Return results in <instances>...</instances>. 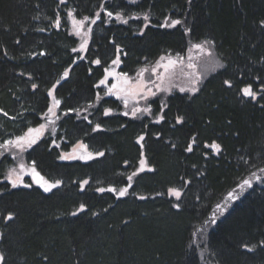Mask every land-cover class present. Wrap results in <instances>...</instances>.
<instances>
[{
	"label": "trees",
	"instance_id": "trees-1",
	"mask_svg": "<svg viewBox=\"0 0 264 264\" xmlns=\"http://www.w3.org/2000/svg\"><path fill=\"white\" fill-rule=\"evenodd\" d=\"M125 3L0 0V145L40 124L48 88L72 66L57 91L62 108L69 110L60 119L61 133L67 141L91 138L104 153L61 163L58 148L41 142L34 153L40 167L47 173L60 170L67 181L66 188L45 195L35 186L10 188L5 170L13 159L0 152V204L14 214L2 242L5 264H264V181L217 219L205 239L199 238L226 195L264 168V0ZM98 7L115 15L117 7L125 8L126 18L120 14L122 21L109 25L102 20L105 33L92 36L86 59L77 62L73 37L56 29V21L67 18L69 8L93 16ZM134 17L138 30L130 24ZM168 19L181 23L167 27ZM190 39L213 41L223 62L197 94L169 97L159 123L117 115L94 132L87 122L101 112L100 102L91 107L95 85L118 44L124 67H133L181 49ZM246 86L256 99L243 95ZM143 148L152 170L133 181L139 197L116 199L92 185L80 189L85 179L115 183L119 173L137 166ZM177 187L180 197L171 191Z\"/></svg>",
	"mask_w": 264,
	"mask_h": 264
},
{
	"label": "rangeland",
	"instance_id": "rangeland-1",
	"mask_svg": "<svg viewBox=\"0 0 264 264\" xmlns=\"http://www.w3.org/2000/svg\"><path fill=\"white\" fill-rule=\"evenodd\" d=\"M127 5H131L130 3H133L137 0H124ZM125 8H128L127 6H124ZM118 12L117 14H122L124 18L125 17V8L117 7ZM130 10V9H129ZM110 10H104V8H97L93 14V16H89L88 14H82L81 16L76 12L74 8H69L67 11V18L60 19L59 26L56 24V29L62 28L66 33L73 37L72 44L74 45L71 49V52L73 53V57L75 61L82 62L84 59H86L87 54L91 47L94 44V41L92 40V36L95 34H99L100 36L103 35L104 30H102V25L100 22L104 20L103 23H106L109 25L113 20L116 22L122 21L121 16L115 15L113 13L112 16H108L107 13ZM96 13L100 14V18L96 19ZM103 14V16H102ZM135 14H132L131 16L127 18L133 17ZM128 16V14H127ZM87 18V19H85ZM136 18V22L138 21V17ZM93 19H96V23L92 24L91 21ZM178 19H168L166 21L165 26L167 27H174L177 24L173 25L171 22ZM83 21V27L81 28L80 22ZM132 22L130 23L133 30H138V22ZM126 24V23H124ZM147 24L144 23V26ZM91 28V32L88 33L87 36H85V33L88 32V29ZM77 32L80 34L78 35ZM87 39V44L82 49L81 44L84 42V40ZM197 45H201L202 47H197ZM118 47L116 48L115 53L113 56H111L108 59L107 65H104V74L102 77H100L99 82L97 85H95V93L96 96L93 98V103L91 107L93 106L97 107V103H101L100 113H94L93 121L91 122L90 119L87 121L89 115L85 114L83 115V119H79V121L87 122L89 125L93 124V130L94 132L96 130H101L103 127V123L109 122L108 119L114 116H125V117H131L135 119H143L146 117H149L153 119V121L161 122L162 121V115L160 112L163 108H167L168 106V98L172 97L174 94H180L182 96H192L194 94H197L204 83V81L210 77L214 72H217L219 69L222 68V60L218 56L213 41H204V42H195L192 41V39L188 40L183 48L181 49H175L167 50L165 51L166 54H163L159 57H157L152 62H146L145 64H136L133 67H124V55L121 53V45L118 44ZM107 56V54H106ZM98 59V58H97ZM113 61H117V63H113ZM102 61L100 60V63ZM71 67L67 68L66 70H63V72L59 75L58 80L54 81L53 84L48 88V104L47 107H45L42 120L40 121V124L37 126L29 127L27 130L24 131L21 135H17L16 137H6L4 139V142L1 145H5L8 140H15L17 137H22L28 134L29 129H39L40 125L44 124L46 125V128L40 132H33L31 134L32 137L37 138V142L33 144L31 147H25L23 150L11 146L0 148V152L8 153V155L13 159L10 164H8V167L5 170L6 174V182L10 188L12 187L11 181L7 178L12 172V170H16V172L19 174L20 180L23 181V183H19L17 189L23 188V190H30L32 187L38 188L41 193L45 195H49L51 193L58 192L62 188H66L67 185L65 183L67 182L66 179L61 174L62 172L60 170L57 171L55 169L54 171H47L42 169L38 163V160L34 157V153L37 154L40 150V143L44 141V143H47L48 147H57L58 148V161L61 163H73L79 161H87L91 159H81V156L90 155L93 158H100L101 156L97 155V153L103 152L98 151L99 149H96L91 144V138L90 142H87V140H83L84 138H81V136H74L73 138H70L69 141L63 138V135L61 133V126H60V119L63 115L67 114L69 110H64L62 108L64 99L62 98L61 94L58 95V88L61 84H63L66 80H68L70 76ZM67 72L68 75L64 76V73ZM124 74H127L125 77ZM105 80L106 82L104 84H101L100 81ZM116 85V88H113L112 86ZM159 85V87H157ZM193 87H196L198 91L193 92L191 89ZM183 89V91L181 90ZM47 90V89H46ZM150 90V91H149ZM255 91V90H253ZM137 92H142L143 95H138ZM154 93V95H153ZM258 96V94H257ZM111 99V100H110ZM60 101L59 106L55 107L53 110L55 112V115H49L48 117L45 116V113H47L48 108L52 107L56 101ZM108 100V101H106ZM113 100V101H112ZM87 101V100H85ZM127 101V103H125ZM85 104V103H83ZM78 106V105H77ZM76 106V107H77ZM81 106H78L79 108ZM111 110L106 115L105 112L107 110ZM135 109H148L147 111H137L136 115H132L133 110ZM79 112V111H77ZM125 113H128L125 115ZM79 117L81 116L80 113ZM155 114L157 118L155 117ZM5 115V114H4ZM104 115V116H103ZM106 116V117H105ZM110 116V117H109ZM67 118V117H66ZM51 120H54L55 123H50ZM60 122V123H59ZM99 124L100 128L97 129L96 125ZM143 135H139L137 137V141H142L139 139ZM83 137V136H82ZM144 137V136H143ZM87 142V143H86ZM64 144V145H63ZM69 155L72 156V159H60V157ZM141 160H144L143 171H140L141 164L140 161L138 162L137 166L135 168L133 165L131 167H127L125 172H121L123 175L119 173V179L107 186L104 185V183H99L98 181H94V183L90 184L89 179L81 180V186L80 189L84 191L87 187L90 188L91 185L98 187L97 193H105L108 192L109 194L115 195V198H126L129 195L135 196L137 195L139 197V187L136 189H133V181L135 178L139 177L140 174H143L144 172L152 170L151 166L148 163V159L146 157V152L144 153V148L141 151ZM35 161V170L36 172H39L42 174V183H55V181L59 180L62 181V183L57 187L54 188L51 192H45L43 187L40 184H37L35 181V176L32 171V162ZM21 165H23V169L21 170ZM128 166V164H127ZM133 173H136V175H133ZM255 174V175H253ZM123 177H121V176ZM132 176V180H128V177ZM126 179L124 180V178ZM256 177H259V179H256ZM248 180L251 181V185H244V181ZM87 181V184H84L83 182ZM264 181V168L250 173L248 176H246L242 182L239 183V185L230 193H233L237 198L232 199L229 194L226 195L224 201L219 203L215 211L211 215V219L209 220V223L206 225V228L202 233L200 234L201 237H205L208 235L210 226L214 224L217 219H219L221 216L225 215L226 213L230 212L233 208V205L242 199V197L247 194L252 188L255 186H258L257 184H262ZM2 182V181H1ZM1 184V183H0ZM32 185V187H25L24 185ZM95 184V185H94ZM131 184V187H128V185ZM104 185V186H103ZM241 185H244L243 188H241ZM103 186V187H102ZM127 188L128 191L126 195L119 196V191ZM180 187H177L175 189H179ZM99 189H104V191H100ZM112 189H115V191H112ZM180 190V189H179ZM178 190V191H179ZM141 192V191H140ZM219 206V207H218ZM8 213H11L8 210L4 211V207H2V204H0V252H3L6 257L5 250L3 248L2 242L5 236V231L9 228V224L12 220H6L4 219V216ZM210 224V225H209ZM205 233V234H204ZM187 260V259H186ZM191 264V260H189ZM245 263H248V261H245ZM249 264V263H248Z\"/></svg>",
	"mask_w": 264,
	"mask_h": 264
},
{
	"label": "snow or ice",
	"instance_id": "snow-or-ice-1",
	"mask_svg": "<svg viewBox=\"0 0 264 264\" xmlns=\"http://www.w3.org/2000/svg\"><path fill=\"white\" fill-rule=\"evenodd\" d=\"M61 2H63V0H61ZM107 15H108V16H112L113 13L109 11V12L107 13ZM117 15H120V14H117ZM99 18H100V14H99V13H96V19H99ZM85 19H87V18H85ZM96 19H93V20L91 21V23H92V24H95V23H96ZM145 19H147V17H145ZM59 23H60L59 20H57V21H56L57 26H59ZM125 23H127V21H125ZM171 23H172L173 25H175V24H180L181 21H179V20H174V21H172ZM261 24H264V21H261ZM79 26H80L81 28L83 27V21L80 22V25H79ZM90 32H91V28L88 29V32L85 33V36H87L88 33H90ZM77 34L79 35L80 33L77 32ZM17 42H18V41H17ZM87 42H88L87 39H85L84 42L81 44V48H82V49L85 47V45L87 44ZM197 47L199 48V47H202V46H201V45H197ZM95 63H96V64H100V60L97 59V60L95 61ZM113 63H117V61H113ZM67 75H68V73L65 72V73H64V76H67ZM124 75H125V77L127 76V74H124ZM105 82H106L105 80H101V81H100L101 84H104ZM225 83H229V82H228V81H225ZM33 87L35 88L36 85H33ZM112 87H113V88H116V85H113ZM157 87H159V85H157ZM181 90L183 91V89H181ZM191 90H192L193 92L198 91V89H197L196 87H193ZM149 91H150V90H149ZM242 93H243L244 96L252 97L253 99H256V97H257V93H256L255 91L252 90L251 86H246V87H244V88L242 89ZM137 94H138V95H143L142 92H137ZM153 95H154V93H153ZM125 103H127V101H125ZM59 104H60V101L57 100V101L55 102V104H54L52 107H49V108H48V111H47V113H45V116L48 117L49 115H55V112H54L53 109H54L55 107L59 106ZM147 110H148V109H143V110L135 109V110H133L132 115L135 116L137 111H147ZM0 111H2V110H0ZM110 111H111L110 109L107 110V111L105 112V114L107 115L108 112H110ZM4 114L7 115V113H4ZM127 114H128V113H125V115H127ZM180 119H181V121H182V118H180ZM50 123L54 124L55 121H54V120H51ZM45 128H46V125H44V124L40 125V128H39V129H31V128H30L29 131H28V134H26L25 136H22V137H17L15 140H8V141L6 142L5 145H0V148L7 147V146H11V147H15V148H19V149L23 150L26 146H27V147H31L33 144H35V143L37 142V138L32 137L31 134H32L34 131H35V132H40V131L44 130ZM96 128L99 129V128H100V125L97 124V125H96ZM139 139H140L141 141H143V140H144V137L141 136ZM213 147H214L217 151L220 150V145H219V144H215V145H213ZM192 150H193V149H192L191 146H189L188 149H187V151H189V152H191ZM97 155H99V156H103L104 153H103V152H100V153H97ZM72 158H73V157H72V156H69V155H65V156L60 157V159H65V160H67V159H72ZM81 159H92V157H91L90 155H85V156H81ZM140 164H141L140 171H143V170H144V168H143L144 160H141V161H140ZM20 167H21V170H22L24 166L21 165ZM32 171H33L34 175L36 176V183H37V184H40V185L43 187V189H44L45 192H51L54 188H57V187L62 183V181H59V180L55 181V183H47V182L42 183L43 178H42V177L40 176V174H39L38 172H36V170H35V161L32 162ZM133 175H136V173H133ZM253 175H255V174H253ZM7 178L11 181V183H12V187H14V188L17 187L18 182H19V183H23V181L20 180V178H19V174L16 172L15 169L12 170V172H10V174H9V176H8ZM256 179H259V177H256ZM128 180H129V181L132 180V176H129V177H128ZM83 183H84V184H87V181H84ZM244 185H248V186H250V185H251V181L245 180V181H244ZM244 185H241V188H243ZM24 186H25V187H32V185H30V184H28V185H24ZM128 187H131V184H129ZM99 190H100V191H104V189H99ZM112 191H115V189H112ZM127 191H128V189L125 188V189L119 191L118 194H119V196H124V195H126ZM171 191H172L177 197H180V196H181V192L178 191L177 189H171ZM229 196H230L232 199H236V198H237L233 193H229ZM142 199H143V198H142ZM174 206H175L176 208H180L181 205H180L179 203H177V204H175ZM85 207H86V206H85L84 204H81V205H80V210H83ZM218 207H219V206H218ZM73 215H75V213H73ZM13 218H14V214H13V213H8L7 215L4 216V219L9 220V221L12 220ZM245 247H247V246H245ZM252 250H253V249H249V251H252ZM0 264H5V254H4L3 252H0Z\"/></svg>",
	"mask_w": 264,
	"mask_h": 264
},
{
	"label": "water",
	"instance_id": "water-1",
	"mask_svg": "<svg viewBox=\"0 0 264 264\" xmlns=\"http://www.w3.org/2000/svg\"><path fill=\"white\" fill-rule=\"evenodd\" d=\"M38 173H39V172H38ZM39 174H40V173H39ZM34 176H35V175H34ZM40 176L43 177L42 174H40ZM34 178H35V181H36V176H35Z\"/></svg>",
	"mask_w": 264,
	"mask_h": 264
}]
</instances>
